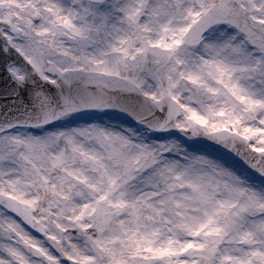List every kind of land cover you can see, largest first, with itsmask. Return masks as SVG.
<instances>
[{"label":"snow or ice","instance_id":"6c2138e0","mask_svg":"<svg viewBox=\"0 0 264 264\" xmlns=\"http://www.w3.org/2000/svg\"><path fill=\"white\" fill-rule=\"evenodd\" d=\"M0 264H264V0H0Z\"/></svg>","mask_w":264,"mask_h":264}]
</instances>
